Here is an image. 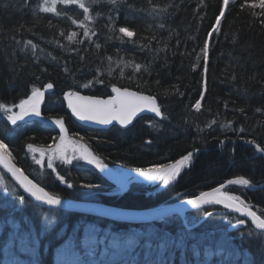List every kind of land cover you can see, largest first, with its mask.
Returning a JSON list of instances; mask_svg holds the SVG:
<instances>
[{
    "label": "trees",
    "instance_id": "16d2710c",
    "mask_svg": "<svg viewBox=\"0 0 264 264\" xmlns=\"http://www.w3.org/2000/svg\"><path fill=\"white\" fill-rule=\"evenodd\" d=\"M81 2L89 7L86 21L90 30L88 39L98 40L101 45L99 50L95 45L91 48L87 43L82 45L84 51L81 56L87 57L84 62L80 61L75 51L57 47L54 43H67L66 38L60 39L61 32H82L81 28L71 23L73 18L85 20L80 15L83 9L78 4H58L54 12L48 13L37 7L40 0H28V6H24L23 0H0V139L5 140L10 157L26 174L34 177L30 172L35 169L25 150L26 145H51L59 131L48 126L46 121L62 119L68 133L80 135L81 140L111 166L136 169L166 164L188 152L194 155L179 180L166 191L154 195L146 194L141 186L132 185L123 194L110 196L99 189L105 186L94 170L78 171L71 166L67 167L68 170L62 168L59 175L64 183L57 185L59 182L54 180L53 184L47 179L49 184L41 182L59 197L97 201L129 209H148L193 197L230 178L242 177L254 185L264 183V152L257 148V145L264 147V25L260 23V9L250 7L256 0H230V5L225 6V17H221L219 30L210 36L207 90L199 111L195 110L194 104L196 99H200L198 92L203 91L198 74L202 73L205 63L201 45L207 38V25L218 14L222 0H153L157 7L155 12L151 10L149 0H119L118 11L114 10L109 0ZM168 5L171 6L167 7V11H159ZM109 14L114 18L115 37L112 36L113 25L107 23ZM200 17L205 18L202 21ZM121 26H131L136 36L121 39L118 32ZM91 30H95L94 34ZM133 39L137 40V44L131 43ZM28 40L38 46V60L31 56L26 58L23 47L17 43ZM108 57L112 58L111 70L108 69ZM102 60L103 66L100 65ZM89 64L98 75L103 74L104 83H97L88 89L70 88L74 82L83 83L81 72L89 73L86 77L88 81L94 79L87 67ZM133 64H140L142 69L150 66L151 71L139 75ZM40 69H47V74H42ZM47 82H53L54 91L43 107V123L25 121L19 127H11L2 114L4 109L26 98L33 86L41 87ZM113 84L153 96L162 111V118L155 120L157 126H148L153 118L143 116L126 130L116 127L90 130L71 119L60 99V95L69 90L107 97ZM241 128L243 133L239 131ZM253 140L255 143H250ZM4 178L6 182L0 179V188L15 189L18 195V190L8 186L10 181ZM68 183L74 187L68 188ZM86 184H91V187ZM234 188L230 186L225 191L240 196L264 217V187L254 191L244 186L236 191ZM24 200L31 213L38 214L41 208L28 199ZM2 204L0 224L3 226L6 219ZM212 209L216 208L188 213V223ZM86 218L68 213L69 228L73 222ZM210 218L207 224L205 222L191 231L193 238L186 239L181 238L186 229L177 216L150 224L159 228L162 226L166 235L175 234L170 242L165 240L167 248L171 249L169 244L174 245L175 251L170 252L166 259L164 255L167 254H162L159 260L170 264H197L199 255L203 258V249L197 246L198 243L202 245L209 241V237L217 240L226 232H232L236 237L235 245L232 244L235 250L241 247V252L245 254L249 251L246 254L251 255H247L250 260L245 261L264 264V250L258 253L260 256L257 255L252 250L255 247H252L251 241L248 243L245 238L251 233L252 241L264 243L263 233L256 232L247 222L240 227V233L237 232L239 228L233 232L235 227L240 226L237 224L239 218L234 215L215 214ZM98 220L112 224L114 228L119 225H149ZM209 230L214 231L212 235L203 236V232ZM160 237H163L161 233ZM137 242L140 246L138 253L153 252L139 240ZM177 245L189 247L181 252ZM52 246H49L47 254L42 255L41 264H53ZM154 257L150 255L151 259ZM236 261L241 264L242 259Z\"/></svg>",
    "mask_w": 264,
    "mask_h": 264
},
{
    "label": "rangeland",
    "instance_id": "374dc122",
    "mask_svg": "<svg viewBox=\"0 0 264 264\" xmlns=\"http://www.w3.org/2000/svg\"><path fill=\"white\" fill-rule=\"evenodd\" d=\"M48 2H49V4L53 5L54 9L56 8V6L58 4H62V5L65 4V3L60 2V0H55V2H54V0H48ZM43 4H44V0H40V5H43ZM51 12H54V11H52V10L48 11V13H51ZM29 95H30V93H29ZM46 102H47V100L45 101L44 106H45ZM63 104L65 105V103H63ZM9 109H10V112L13 111L12 107H9ZM17 114H19V112H17ZM5 115H6V118L8 120V115L7 114H5ZM11 115H13V114H11ZM161 118H162V116L159 118V120ZM155 120L156 119L154 118L151 123H147V124H149L148 126H150V127L152 126L155 128L157 126V123ZM49 121H51V120H49ZM8 122L10 123L11 121L8 120ZM54 122L55 121H51V123H54ZM54 125L58 126V128L60 127L59 125H57L55 123H54ZM64 132H66V130H64ZM61 135L64 137L63 144L61 143V140L58 139L52 148H39L37 150L33 149L32 152L34 154L35 160L37 162H39L40 165H42V164L48 165L49 160H51V163L54 162L55 160H60V161L62 160L61 161V163H62L61 167L58 166V170L62 169L63 164H67L66 167L65 166L64 167L66 170H68L67 167H70L71 164L68 163L67 161H71L72 163H73V161H78V163L80 162L79 165H81V166L86 164L84 167L85 168L87 167L90 170H94L95 173L97 174V176L103 181L102 185L105 187H102L99 189L105 191L106 193L112 192V193H117V195H119V194H121L120 192H122L126 189L127 190L130 189L132 187V185L141 186L142 188H144L146 190V194H150V195L151 194L154 195L156 193L164 192L167 190V188L172 187L179 180L180 175H182L184 173L185 169H187L186 166H188L190 163V160L184 161V163L180 166L179 174L177 176H175L173 178V180L169 182L168 185H165L159 179L150 180L144 176L138 177V176H136V175H134L128 171H125L123 168H120L117 166H111V165L104 164L105 167L103 170H101L100 168H97L95 164H90L86 160L82 159V156L84 154V150H86L87 153L89 154V151L85 147L86 146L85 143H83L80 140L73 141V139L70 137V135L67 132H66V134L62 133ZM61 135H60V137H61ZM60 150H63V152L68 153V155H66L67 156L66 158H61ZM83 162H85V163L83 164ZM102 162L103 161H101V163ZM43 176L44 175L42 174V177ZM34 178H35V175H34ZM50 180L53 181V180H55V178L52 176V177H50ZM58 180L62 184L63 180L62 179H58ZM42 181H44V180H41V182ZM7 184H9V183H7ZM4 185L6 186V183ZM231 186L235 187L234 189L236 191L238 189V187H242L243 184H240L237 182ZM95 187L97 188L99 186H95ZM222 191H223V193L230 195L228 192H224L225 190L222 189ZM1 198H3L2 201H1ZM0 203H3L2 206H3L4 210L16 212V210L19 209L20 205L25 204L26 201L24 199L22 201L19 199V196L17 195L15 189H12L9 191L5 188H0ZM247 204H249V203L247 202ZM9 205H10V207H8ZM202 215L205 216V212ZM34 216L37 218V220H39V224L43 225L44 228H46L48 231H49V228H51V227H49L50 225L48 223H51L53 226L52 231L55 232V236L58 238L61 237V239L59 241H62L63 243L57 245V249L52 250V251H54V259L56 260L55 264H80V262L85 264V263H87L86 261H88V264H92L94 260H101V262L104 261L103 264H128L129 261H131L132 264H137L136 262L140 261L139 264H142V263L147 262L148 259L151 262L154 259H151L150 255L152 257H154L155 255L149 254L147 252L146 253H140L139 252V254H138L137 251L140 250V246L138 249L137 248L138 244H137V246L135 244L136 241L139 240L140 244L143 245V243H142L143 241L140 240L141 238H143L145 243L148 242V245L151 244L153 246L154 242L152 241V239H156L160 243H165L166 241L170 242V239L174 238V236H175V234H173V235L164 234L165 231H163L162 226L160 228L158 226H152V225H144V226H140V227H132L131 226V227H126V228H121V226H118V228L116 229L113 227L112 224H106L105 228H100L99 225L101 223L96 219L91 220V222H88V221H90V219H87L88 221L81 219L80 222H75L73 224V226H71V229L68 230L67 225L62 224V223H59V224L57 223L58 222L57 220H59V217L58 218L53 217V222H55V224H54L53 222H45V220L43 221L41 216L40 217L38 215H34ZM48 216H50V215L44 214L43 217L47 218ZM62 219L64 220L65 218H62ZM62 219H61V221L63 222ZM206 219H208V221L211 220V218H208V216L206 217ZM208 221L206 220L204 222H206V224H207ZM0 223H1V221H0ZM3 226L7 227L6 224ZM242 226L243 225L235 227L233 232L236 231L237 228H239L237 232L240 233L241 232L240 227H242ZM9 228H11L10 225H9ZM163 228L165 229V226H163ZM191 231H192V229L184 230V232L181 233L182 234L181 238L182 239H186L188 237L193 238L194 235H192ZM166 232H168L167 229H166ZM213 232L210 230L207 233L203 232V236L212 235ZM160 233L163 235V237L158 238V235ZM230 234H232V232H226V234H223V235L220 234L222 237H224V239L220 237L217 240H213L214 238L209 237V241H208L206 247L203 249V258L201 259V256L199 255L197 264H240V263H238V261H236V259H239V258L242 259L241 264H244V262L246 264H248V263L251 264V262L243 260L244 255H250V254H246L247 251L244 254V253L240 252L239 250H235V248L233 246H231V244H229L226 241V239H225L226 235L230 236ZM35 235L37 238L38 234L36 232H35ZM251 236H252L251 233H249L248 236H245L246 241L248 243L251 241L250 244H252V247L253 246L255 247V248H252V250L254 249V251L257 252V255H259L258 253L264 250V247H263L264 243H262V242H259V243L256 242L255 243L254 241L251 240ZM263 239H264V236H263ZM190 242H192V240ZM94 243L96 245L95 251L91 252V250H90L89 252H86L87 250L90 249L91 245ZM215 246L219 247L223 251V253L225 252V254H228L229 252L230 253L228 255H222L221 252L215 251V249H214ZM16 247H18V246H16ZM186 247H189V246L185 245L183 247H179L180 251L182 252L183 249ZM170 248H171V251L168 250L169 252L175 251L174 245L170 244ZM20 249L25 252L23 254V258L25 256H28L29 258L33 259L35 252L32 249L29 250V248H27V251H26V248L24 246ZM80 250L82 252H85L84 253V255L86 256L85 258H87L85 261H83L84 258L81 259L79 257V255H77V253H76V252H78L80 254ZM156 250H158V249H155V251ZM155 251L153 250L152 253L156 254ZM1 252L5 253V255L8 256V258L10 257L11 254L14 255L13 251L10 249V247L8 245L4 246L3 249L1 250ZM248 253H249V251H248ZM132 254L136 255V258H135L136 262L133 260L134 257ZM93 255L95 257H93ZM12 259H13V257L11 258V260ZM89 260H92L91 263L89 262ZM122 260H124V261L126 260V261L124 263H121ZM157 260H159V259H158V256L156 255L155 261H157Z\"/></svg>",
    "mask_w": 264,
    "mask_h": 264
},
{
    "label": "snow or ice",
    "instance_id": "6c2138e0",
    "mask_svg": "<svg viewBox=\"0 0 264 264\" xmlns=\"http://www.w3.org/2000/svg\"><path fill=\"white\" fill-rule=\"evenodd\" d=\"M55 2V0H54ZM62 3L72 4L77 3L79 5V8L83 9V12L80 14L85 17L84 21L78 20V18L71 19L72 24H76L79 28L82 29V32L78 33L76 31L68 32L64 31L60 33V39L64 40L66 38L67 43L61 44L59 41H54L56 43L57 47H62L64 49H71L76 52L77 57H79L81 62L86 61L87 57L81 56V52L84 51L82 45L85 43L88 44L89 48H91L92 45H95L96 49H100L101 45L99 44L98 40H91L88 39L90 36V30L86 27V21L88 19L89 14V7L86 6L81 0H60ZM95 3L96 0H93ZM119 0H109V3L113 5L114 10L118 11L119 9L116 7ZM24 6H28V0H23ZM149 5L151 6V10L155 12L157 10L156 5H154L153 0H149ZM230 5V0H222V5L218 7L217 11L218 14L214 15L212 20L207 25V30L205 32V36L208 37L212 33H215L219 30L218 26L221 25V17H225V6ZM7 6V5H5ZM171 5H168L164 8H160V12L167 11V7H170ZM40 11L48 12L50 10L55 11L52 4H49L48 0H44L43 5H37ZM244 5L241 4V8H243ZM251 8H259L260 9V23L264 25V0H256V2L252 3L250 5ZM205 17H200V19L203 21ZM107 23L109 25H113V31L112 36L115 37L116 35V29L114 26V18L111 14L108 16ZM161 28L164 27L163 24L160 25ZM95 30H91L92 34H94ZM119 34H121V39L123 37L132 38L136 36V32L132 30L131 26H121L118 28ZM83 37L84 39H81L80 37ZM75 38V39H74ZM18 44H21V46L24 49V55L26 58L31 56L33 59L38 60L39 57L37 55V45L33 43L32 40H28L26 42H17ZM131 43L133 45L137 44V40L133 39L131 40ZM76 46V47H73ZM43 51V50H41ZM119 51V50H118ZM208 51H209V43L208 40L205 39L201 45V52L203 53V60L205 61L202 69V73H198L200 75V85L202 88L207 90V73H208V66H207V60H208ZM108 63V69L111 70L112 67V58H107ZM199 59V57H198ZM104 61H100V65L103 66ZM65 70L67 71V64L64 65ZM88 69L90 70V74L94 77L93 80L88 81L86 79L87 75L89 73L81 72V76L84 77L83 83H73L70 85V88L79 89L81 87L88 89L90 87H93L97 83H104L103 74L98 75L96 70L93 69V66L89 64ZM134 70L137 72V74L142 75L144 71H148L150 73L151 68L150 66H146L144 69L141 68L140 64H133ZM42 74H47V69H40ZM69 75H71V72H69ZM75 80V78H74ZM37 82L38 78H37ZM108 86L107 84L105 85ZM42 88H45L47 90H52L54 88L53 82H47L41 85ZM41 87H35L33 86L31 88V94L27 96L26 99H20L18 107H19V114H13L8 116V120L11 121L12 125H15L19 127L17 124V121H23L25 117L34 115L36 117H40V105L41 101L45 98V93L41 91ZM111 93L107 99H99L95 96H83L80 94L78 90H69L64 93V99L67 101V107L71 110V112L79 118L80 121H92L99 125H110L113 122H117L119 125H128L132 121V118L143 108L147 107L150 109L152 113L155 114L156 117L162 116L161 107H159L156 103V99L151 95H142L140 90L137 91H130L128 88L122 87V86H116L111 85ZM114 94V95H113ZM198 95L200 99H196L195 101V108L197 111L200 110L201 107V100L205 98L204 92H198ZM5 111H10V109H5ZM55 124L59 125V131L63 133L65 125L64 122L61 119H56ZM241 133L244 132V129L241 128L239 130ZM61 143L64 142V137L61 135L60 137ZM250 143H255V141H251ZM29 148L32 146L29 145ZM257 148L260 152H264V147H260L257 145ZM6 149V143L4 139H0V151ZM61 155L63 156V150H60ZM194 154L189 152L187 155L183 157L182 160L177 161L176 164H161L156 167H137L135 171L139 173L141 176H144L150 180L153 179H159L161 180L165 185H168L170 181L173 180L175 176H177L180 172V166L184 163V161H189L190 158ZM83 160H86L90 164H95L97 168H100L101 170L104 169L105 165L101 163L99 159H97L94 156H90V154L87 153L86 150H84V154L82 156ZM68 163H71V161H67ZM48 167L52 168L51 160H49ZM238 183L247 185L249 184V181L247 179H241L238 181ZM88 187H91V184L85 185ZM68 188L74 187L72 183L67 184ZM26 191H31V189H26ZM40 191H43V189H40ZM32 195H36V193L33 191ZM46 195V203L48 205H60L61 200L60 198L53 197L50 195ZM19 199L22 201L24 199V196L20 193H18ZM205 197H209V199H205ZM39 199V197H37ZM229 200L235 199L234 197H229ZM214 202L216 204L224 203L221 199L212 197V193L202 192L200 196H198L196 199H190L188 201L189 204L193 205L194 207H200L203 204ZM225 207H231L230 204H225ZM236 212L243 211L242 208H236ZM205 215L212 216V212H205ZM247 216H251L252 220L256 222V226L260 229H264V220L259 219L255 213L248 212L246 213ZM245 221L244 219H239L237 221L238 225H244ZM180 247L181 245H177ZM128 264H132L131 261L128 262ZM154 264H170V262H165L163 260H157L154 262Z\"/></svg>",
    "mask_w": 264,
    "mask_h": 264
},
{
    "label": "water",
    "instance_id": "95a60500",
    "mask_svg": "<svg viewBox=\"0 0 264 264\" xmlns=\"http://www.w3.org/2000/svg\"><path fill=\"white\" fill-rule=\"evenodd\" d=\"M130 90V89H129ZM41 91L45 93V95L52 90H47L43 88ZM133 91V90H130ZM109 93H111V88L109 90ZM83 96H91V95H84L80 93ZM114 95V94H113ZM147 96L146 94H142ZM96 97V96H95ZM109 96L102 98V97H96L99 99H107ZM62 98L65 103V109L71 117L76 120L80 125L88 127V128H93V129H107L112 126H117L120 129H127L130 126L133 125V123L140 117L142 116H152L156 119H159L160 117H156L154 113L150 111L149 108L145 107L141 111H139L133 118L130 124L128 125H119L117 122H113L110 125H99L95 122L92 121H80L78 117H76L71 110L67 107V101L64 99V94L62 95ZM45 98L41 101L40 105V111L41 108L43 107ZM157 103V101H156ZM32 117L34 115H31ZM0 168L6 173V175L14 182V184L20 189V191L36 202L37 204L48 207V208H58L62 210H66L69 212H74L77 214H84V215H91V216H97L101 218H106L109 220L113 221H119V222H124V223H131V224H140V223H150L154 222L157 220H161L164 218H168L171 216H178L181 220L184 226L188 227L185 222V214L191 210H195L198 208L202 207H208V206H218L225 211L222 213H230V214H235L243 219H245L247 222H249L253 227L256 229L263 231L264 229H260L256 226V222L252 220L251 216H247L246 213L252 212L250 209L247 207L243 206L239 202L235 200H229V196L224 195L220 193L221 189L224 187L236 183L240 181L241 179L244 178H235V179H230L224 184L217 186L214 189L205 191L207 193H212V197L221 199L224 201V203L216 204L214 202L203 204L200 207H194L193 205L189 204L188 201L190 199H196L199 195L181 200L172 204H167L164 206H159V207H154V208H148V209H129V208H122V207H116L112 205H106L103 203L99 202H94V201H79V200H73V199H61L60 205H48L46 203V195L47 192L43 189V191H40L42 189L39 187L37 184H35L25 173H23L19 167L12 161L10 158L5 154V152L2 150L0 151ZM247 187L250 188V190H258L264 187V185H254L249 182V184L246 185ZM26 189H31V191H26ZM35 192L36 195H32V192ZM49 195V194H47ZM39 197V199L37 198ZM205 199H209V197H205ZM230 204L231 207H225V204ZM236 208H242L243 211L241 212H236ZM253 213V212H252ZM256 215V214H255ZM257 216V215H256ZM207 215H205L197 224L194 226L198 225L201 223L204 219H206ZM259 219H261L259 216H257ZM263 220V219H261ZM190 228V227H188Z\"/></svg>",
    "mask_w": 264,
    "mask_h": 264
},
{
    "label": "bare ground",
    "instance_id": "6f19581e",
    "mask_svg": "<svg viewBox=\"0 0 264 264\" xmlns=\"http://www.w3.org/2000/svg\"><path fill=\"white\" fill-rule=\"evenodd\" d=\"M27 98V97H26ZM26 98H23V99H26ZM26 122H29V121H26ZM74 134L76 135V132H74ZM56 137H60L59 135H57ZM189 153V152H188ZM185 156V155H184ZM78 163V161H73V163L71 162V165H72V167L73 168H75L76 170H78V171H81V170H83V168H82V166H80L79 165V163ZM87 178V177H86ZM262 185H264V183H262ZM224 192H226V191H224ZM228 195V194H227ZM175 202H177V201H175ZM175 202H172V203H175ZM172 203H169V204H172ZM161 206H164V205H161ZM8 207H10V205L8 206ZM23 207V208H22ZM22 208V211L23 212H25V213H28V212H30V208L29 207H27V203H25V204H21L20 205V207H19V209H21ZM150 225V224H149ZM101 228H105V225L103 224L102 226H101ZM8 233L10 234V235H13V233L12 232H10V231H8ZM141 238V237H140ZM179 238V237H178ZM227 239H226V241L228 242V243H230V244H233V245H235V242H236V237H235V235L234 234H230V236L228 235L227 237H226ZM141 241H143L142 243H143V245L144 246H148V242H146L145 243V241L143 240V238H141L140 239ZM140 242V241H139ZM139 244V243H138ZM238 248V250L241 252V247H237ZM20 253H22V251H19ZM243 253V252H242ZM109 257V256H108ZM243 260H250V257H248L247 255H244L243 256Z\"/></svg>",
    "mask_w": 264,
    "mask_h": 264
},
{
    "label": "flooded vegetation",
    "instance_id": "af4514ba",
    "mask_svg": "<svg viewBox=\"0 0 264 264\" xmlns=\"http://www.w3.org/2000/svg\"><path fill=\"white\" fill-rule=\"evenodd\" d=\"M92 151V150H91ZM35 166V165H34ZM32 168V167H31ZM32 170H37L36 172H35V175H38V177L40 178V169H34V168H32ZM86 170H88V169H86ZM39 171V172H38ZM37 177V176H36Z\"/></svg>",
    "mask_w": 264,
    "mask_h": 264
}]
</instances>
